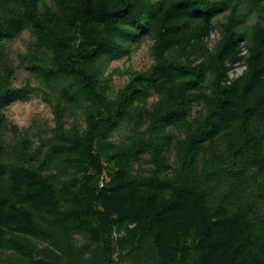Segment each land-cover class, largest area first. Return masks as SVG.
<instances>
[{"label":"trees","instance_id":"1","mask_svg":"<svg viewBox=\"0 0 264 264\" xmlns=\"http://www.w3.org/2000/svg\"><path fill=\"white\" fill-rule=\"evenodd\" d=\"M14 1L0 0V55L6 39L29 28L52 52L49 61L35 62L36 70L66 84L63 98L88 102L91 109L81 132L66 129L55 105L53 145L45 153L6 143L0 134V251L10 234L7 243L30 264H115L116 243L140 264H264V26L247 39L240 34L246 11L264 7V0ZM226 11L208 53L202 44ZM145 34L155 41L154 64L134 74L116 99L107 98L100 67ZM243 40L246 70L230 80L227 63L243 60ZM12 75L0 73V131L3 109L29 100ZM149 89L165 93L150 115L146 141L154 172L142 178L128 169L144 146L118 150V170L107 182L97 145ZM196 103L203 107L191 124L189 109ZM177 122L187 123L186 137L175 174L165 176L161 143ZM200 157H206L201 171ZM53 166L75 179L87 175L75 188L65 182L59 196L47 177ZM41 213L53 216L47 226ZM75 230L91 236L94 251L74 256ZM26 238L47 240L60 253L56 263L34 260L32 246L20 244Z\"/></svg>","mask_w":264,"mask_h":264},{"label":"rangeland","instance_id":"2","mask_svg":"<svg viewBox=\"0 0 264 264\" xmlns=\"http://www.w3.org/2000/svg\"><path fill=\"white\" fill-rule=\"evenodd\" d=\"M225 1L229 4L234 2V0ZM9 3L16 5L14 0H9ZM47 4L51 6L52 2L48 0ZM262 5L263 3L261 5L254 4L248 13L246 11L240 26V34L243 38H249L252 29L256 26H264V7ZM228 14L229 11H226L213 20V29L202 44L204 50L208 53L212 51L218 42L222 25L226 23ZM246 43L244 41L240 45V56L243 57V60L233 65L227 63L230 69L228 70L230 80L240 77L246 70V58L248 56ZM154 44L155 41L152 34L142 35L123 45L124 49L120 51L118 57L103 63L100 67L99 78L102 80L103 92L107 98L116 99L134 74L144 73L154 64ZM51 58L52 52L38 44L37 39L29 28H26L14 38L6 39L3 42L0 55V73L11 72L13 74V86L24 90L29 96L28 101H15L3 109L4 123L0 134L4 135L3 140L6 143H14L22 148L32 150L39 149L43 153L49 150L53 145L56 126L55 105H58L61 109L66 129L79 130L81 132L86 129L87 112L88 109H91V104L88 102L83 103L81 100L73 102L68 98H63L62 90L66 84L62 80L43 77L35 68V62L49 61ZM203 58L205 60L206 55ZM203 58H200V60ZM162 102H165V93L163 91L156 89L147 90L140 100L133 101V104L126 109L124 118L113 131L110 138L97 145L98 151L102 153L105 165L103 175L105 181L109 182V175L118 170L116 151L130 152L140 146L144 147L137 158L133 157L128 169L134 176L148 178L152 175L155 169L154 154L149 150L146 141L150 138V115ZM202 107L203 103H196L189 109L188 121L191 124L198 119ZM13 125L15 128H13ZM186 127L187 123L185 122H177L171 125L166 132V141L163 140V143H161V146H163L161 153L164 156L165 166H169L165 171V176H173L175 174L177 151L186 137ZM205 159L206 157L198 159V162L200 161L198 170H202L201 167L204 166ZM85 175L87 174H82L75 179L53 166L47 177L55 187L57 194L62 196L65 182L75 188ZM41 215L40 222L44 226H47L49 221L53 219L50 214L41 213ZM117 236L118 234H116ZM90 237L88 233L82 230L72 231L71 240L75 257H79L81 254H90V252L94 251L96 248L95 243L91 241ZM9 238H11L10 234L5 238V247L0 251V264H30L26 256L17 253L14 247L7 243ZM20 244H23V248L26 249L32 246V248L29 247L30 249H28L34 251V260L43 259L47 262H54L57 261L55 255L60 257V253L44 239H21ZM116 247L115 264H140L137 255L128 254V250H122L118 243H116ZM36 248L45 252L38 253ZM47 250L48 252H46ZM49 251H53L54 255H51ZM46 253H49L50 256H47Z\"/></svg>","mask_w":264,"mask_h":264}]
</instances>
